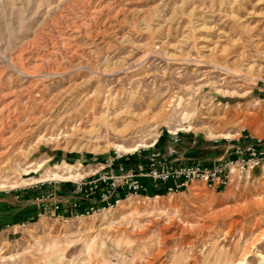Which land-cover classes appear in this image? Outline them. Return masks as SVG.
<instances>
[{
	"label": "rangeland",
	"instance_id": "rangeland-1",
	"mask_svg": "<svg viewBox=\"0 0 264 264\" xmlns=\"http://www.w3.org/2000/svg\"><path fill=\"white\" fill-rule=\"evenodd\" d=\"M175 139L212 164L264 151V0H0V199L125 183ZM141 181L0 228V264H132L164 232L154 264H264V160L215 190Z\"/></svg>",
	"mask_w": 264,
	"mask_h": 264
},
{
	"label": "built area",
	"instance_id": "built-area-1",
	"mask_svg": "<svg viewBox=\"0 0 264 264\" xmlns=\"http://www.w3.org/2000/svg\"><path fill=\"white\" fill-rule=\"evenodd\" d=\"M235 154L234 159L218 160L208 166L201 163L174 165L169 161L171 153L161 155L151 152L144 158V163L135 169L128 170L122 166L119 167V173L122 177H126L125 183L116 184L118 177L111 176L112 180H110L104 175H99L95 181L79 184L77 189L79 194L83 192L87 198L97 189L104 188L101 195L102 202L110 200L114 204H118L120 201L118 196H115L118 189L126 188L127 193H147L146 187L139 182V179L144 178L150 179L156 187L160 184H170L171 186L166 189L169 193L183 190L192 183H201L207 188L215 190L230 183L234 177L240 180L244 173L264 160V151L253 147L237 150ZM106 205L110 206L109 203ZM54 209H58L57 205ZM90 210L92 211V209Z\"/></svg>",
	"mask_w": 264,
	"mask_h": 264
},
{
	"label": "crops",
	"instance_id": "crops-1",
	"mask_svg": "<svg viewBox=\"0 0 264 264\" xmlns=\"http://www.w3.org/2000/svg\"><path fill=\"white\" fill-rule=\"evenodd\" d=\"M177 142L178 141L175 139L170 142L169 145H163L162 148L159 146L155 147L154 145L152 149L146 153V157L151 152H157L161 155H167L171 153L169 161L174 165H183L193 162L210 166L212 165L213 161L216 160L215 158L210 161H205L204 159H201L202 154L196 155V151L193 152V157H191L189 154L182 155L176 150L174 145ZM141 184L146 187V184L143 181H141ZM170 186V184H160L157 187L154 186V189L155 192H159L160 190H166ZM44 191L45 188L38 189V191L33 194L32 199L30 200L22 199V196L10 198L4 197L0 199V228H9L12 225L16 226L22 221L29 219L31 220L38 216L46 215L51 209H53L54 203H58L57 215L59 216H74L81 214L86 210V205H82L85 204V200L81 198L77 192H74L73 195L69 194L64 199L56 200L54 193H44ZM121 192L122 191L116 192L115 196L117 193L122 194ZM89 200L90 199H87L86 201L88 202Z\"/></svg>",
	"mask_w": 264,
	"mask_h": 264
},
{
	"label": "bare ground",
	"instance_id": "bare-ground-1",
	"mask_svg": "<svg viewBox=\"0 0 264 264\" xmlns=\"http://www.w3.org/2000/svg\"><path fill=\"white\" fill-rule=\"evenodd\" d=\"M118 148H122L121 146H117ZM123 151H125V153H128L124 148H122ZM136 149H132L130 152H135ZM53 177L58 178L60 181H66L68 178H63L62 176L58 175V174H54ZM69 177H74L73 175L69 176ZM167 229V228H165ZM148 231V230H147ZM164 231V230H163ZM226 236V235H225ZM161 237V238H160ZM159 239L160 241L156 242V247L152 248V250H150L149 252L145 253L144 255H140L138 256V259L133 262L132 264H154L156 261H159L160 259L164 258L166 255L165 252V242L166 240H171L173 239L175 236L174 234L171 235H167L162 233V236H160ZM155 238V237H154ZM158 239V238H157ZM148 240V239H147ZM148 243L145 244V246H147ZM253 245V244H252ZM142 247V246H141ZM245 247V246H244ZM196 250V249H195ZM200 253V252H199ZM247 256V252H245L243 255L240 256V258L238 259V263L243 262L245 260ZM219 260L220 258L217 257ZM166 259V258H165ZM219 260H215V261H219ZM227 260H229L227 258ZM226 260V261H227ZM197 258L194 257L192 258L191 262L192 263H196ZM237 261V260H236ZM222 262V261H221ZM228 262V261H227ZM235 262V261H234ZM219 264V263H218Z\"/></svg>",
	"mask_w": 264,
	"mask_h": 264
},
{
	"label": "trees",
	"instance_id": "trees-1",
	"mask_svg": "<svg viewBox=\"0 0 264 264\" xmlns=\"http://www.w3.org/2000/svg\"><path fill=\"white\" fill-rule=\"evenodd\" d=\"M141 195H143V196H148V192L147 193H140ZM164 194V193H163Z\"/></svg>",
	"mask_w": 264,
	"mask_h": 264
}]
</instances>
